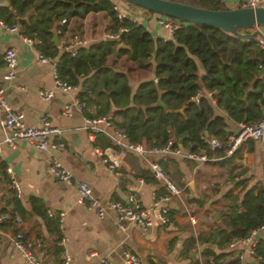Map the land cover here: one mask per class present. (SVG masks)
<instances>
[{"label":"trees","instance_id":"obj_1","mask_svg":"<svg viewBox=\"0 0 264 264\" xmlns=\"http://www.w3.org/2000/svg\"><path fill=\"white\" fill-rule=\"evenodd\" d=\"M169 1L210 10L226 9L220 0ZM113 5V0H8L0 6V19L6 25H17L26 36L36 37L38 51L56 58L60 79L88 89L86 101L97 105L96 114H107L128 142L149 148L162 146L170 139L172 147L190 150L202 147L210 157L216 152L223 154L221 149L213 152L208 149L202 138L204 132L224 144L228 134L226 118L250 124L258 118L263 104L264 70L258 65L264 62V52L254 38L241 39L218 27L180 21L171 39H153L142 24L128 17L118 20ZM29 10L33 13L25 23L18 25L16 18L23 17ZM89 12H104L110 20L108 31L115 32L118 27L125 31L119 33L118 40L102 38L79 46L74 55L63 49L59 51L52 41V28L63 31L70 18H83ZM61 19L65 23L58 25ZM118 43L129 49H116ZM122 56L124 65L116 66L114 62ZM108 57L112 59L108 61ZM131 70H151L152 76L140 80L132 91ZM200 87L218 90L215 104L205 98L198 104L189 100ZM217 109L226 116L217 113ZM232 157L220 162L228 166L231 181L228 188L211 200L206 193L188 200L197 208L195 213L200 210L205 216L214 211L217 218L211 214L212 226L208 232L201 230L196 236H189L185 240L186 247L210 241L221 248L260 224L264 214L262 190L255 185L236 189L246 178L233 179L232 170L237 162ZM167 162L169 159L165 158L158 161L170 173ZM143 176L146 181L152 180L147 172ZM217 192L218 189H214L212 194ZM13 210L26 214L17 199L13 201ZM41 218L48 233L56 235L52 241L53 252L61 251L56 245L61 239L56 219L51 218L49 225L43 215ZM200 253L205 262L208 256L212 257L210 264L235 262L230 250L215 252L204 246ZM228 255L231 257L226 260ZM253 256L258 264H264V240H258Z\"/></svg>","mask_w":264,"mask_h":264},{"label":"crops","instance_id":"obj_2","mask_svg":"<svg viewBox=\"0 0 264 264\" xmlns=\"http://www.w3.org/2000/svg\"><path fill=\"white\" fill-rule=\"evenodd\" d=\"M220 1L226 9H231L240 7L242 0ZM113 2L116 4L115 0ZM116 6L118 8V4ZM130 10L122 11L142 24L153 39L158 37L171 39L172 35L157 23V14H149L139 8ZM109 28L110 20L104 12H89L83 18H70L62 33H57L54 28L58 44H53L58 50H62V41L73 33L86 38L89 43L95 42L104 38ZM0 47L13 48L17 57L16 77L8 83L5 90L11 107L20 111L23 122L31 126H38L41 117L45 115L51 124L61 129L64 142L61 150L45 152L23 141L17 142L12 149L1 143L0 212L5 215V219L0 225V264H30L11 242V237L18 228L22 229L26 238L39 237L47 242L44 264L59 263L61 252L54 253L52 248V241L56 235L54 232L48 233L41 215L48 220L49 225L51 218L56 219L61 237V241L56 245L69 254V264H94L103 257L111 264H123L119 254L122 247L137 255L141 264H202L205 259L200 251L204 246L215 252L230 250L234 257L233 249L225 246L217 248L208 241L204 245L196 243L192 247H186L185 240L189 236L194 237L201 230L208 232L212 226V219L207 218L209 212L205 216H202L200 210L195 213L194 210L197 208L188 200L203 193L209 195L210 200L214 199L231 185L228 166L226 163L224 166L220 163L230 156H233V160L237 162L232 170L233 179L236 180V176L239 179L246 178V182L239 184L236 189L258 186L261 176L260 165L264 158L262 142L251 140V144L248 143L249 141L242 143L229 156L216 152L211 156L213 158L206 162L187 160L171 154H151L150 157L157 162L163 158L169 159L166 164L171 173L169 175L183 188L182 194L172 198L168 203L173 223L162 225L154 222L145 231L135 223H125L124 228L120 229L112 213L97 218L91 210L75 202V188L57 182L48 172L46 164L48 154L56 155L75 180L88 182L92 194L101 203L110 199L125 201L130 192H135L140 203L146 206L150 204L153 193L156 195L162 193L161 186L152 178L149 181L144 179L143 175L147 171L140 157L135 153H126L122 162L113 169H108L99 160L92 147L111 146L112 140L109 135H112V130L105 129V133H97L94 141H90L80 112L73 110L70 115H61V106L73 101L75 93L62 92L55 88L51 72L52 63H40L36 60L39 51L35 44L27 45L16 34L0 28ZM111 59L112 57H108V61ZM52 61L55 62L56 58H52ZM114 63L122 67L124 56ZM197 66L201 75L202 70L198 62ZM1 73L0 62V75ZM130 76L132 79L129 85L133 91L140 80L150 78L152 73L151 70H131ZM39 87L51 89L53 96L46 101L40 100L37 97ZM89 104L92 105L91 112L96 114L97 105L93 102ZM217 113L226 116L219 109ZM226 122L228 133L237 128V123L227 118ZM2 135L0 128V141ZM5 166L11 168L14 178L19 183L18 198H15L9 186L8 176L3 171ZM147 175L150 178L148 172ZM139 178L141 182L137 181ZM214 189H218L216 194H212ZM15 199L19 200L26 214L22 215L17 210H13ZM61 212L63 214L59 222L57 214ZM15 214L22 219L20 225L13 220ZM190 217L194 220L193 223ZM259 239L264 240V229L259 233ZM92 253L94 255H91ZM230 257L228 255L226 260ZM242 264L258 263L254 256L244 253Z\"/></svg>","mask_w":264,"mask_h":264},{"label":"built area","instance_id":"obj_3","mask_svg":"<svg viewBox=\"0 0 264 264\" xmlns=\"http://www.w3.org/2000/svg\"><path fill=\"white\" fill-rule=\"evenodd\" d=\"M8 0H0V6L7 4ZM264 0H242L240 7H256L263 5ZM113 9L116 11L115 16L118 20L128 17L133 20L129 14L117 8L114 4ZM157 23L165 29L170 35L180 27V21L169 17L157 15ZM59 25L65 23L61 19ZM138 23V22H137ZM0 28L8 32L14 33L17 37L27 45L36 44L38 39L36 37H29L22 34L17 25H6L0 19ZM64 31V30H63ZM56 29L57 33H62ZM125 31V28L118 27L117 31H107L104 38L110 40H118L120 32ZM241 32H248L253 34V38L259 48L264 52V29L260 26H252L251 28L243 29ZM88 40L79 36L78 34H71L65 37L62 41V49L70 55H74L79 46L88 44ZM36 60L40 63H52L51 72L55 88L62 92L74 91L75 97L71 102L64 103L60 108L61 115H70L73 110L80 112L84 122V129L87 131V138L94 141L97 133H105V129H111L112 135H109L112 140V145L107 147H100L94 145L92 150L99 160L108 168L113 169L117 167L122 158L128 152L137 154L150 178L157 182L161 188V194H152L150 204L144 206L140 203L135 192H130L125 201L110 199L101 203L91 191V186L86 181L75 180L72 173L60 162L58 157L54 154H48L46 157V164L48 172L51 176L60 183L71 185L75 188L76 196L75 202L84 205L88 210H91L97 218H102L108 213H112L116 219L118 228L123 229L125 223H135L141 230H147L154 222L162 225H171L173 217L169 207V201L182 194V187L178 185L169 173L163 169L160 164L150 157L151 154H171L183 159L192 160L196 162H206L213 157L208 156L205 149L198 147L195 150L181 148L179 146L172 147V141L166 140L162 146H151L145 148L141 143L128 142L125 134L114 126L113 120L107 114H95L91 112V106L87 101V95L90 91L82 86L68 84L60 79L55 62L52 58L41 54L36 55ZM0 62L2 73L0 75V128L2 130L1 143L5 144L8 148H14L17 142H27L34 148L40 151H54L61 150L64 147L62 140L61 129L50 123L49 119L44 115L41 117L38 126L27 125L22 120V113L11 107L6 95L5 90L9 82L16 77V62L17 57L15 50L11 47H0ZM259 68L264 70V62L258 65ZM217 89L207 90L202 87L198 88L194 94L189 98L194 104H198L201 98H205L208 102L214 104ZM53 96L51 89L39 87L37 89V97L46 101ZM204 143L210 151L223 150L224 156L231 155L242 143L248 140H256L264 144V97L263 104L260 108V114L256 120L250 124L242 122L237 123V128L226 135L225 143L222 144L215 137L202 136ZM261 176L258 186L262 190L263 203H264V158L260 165ZM3 171L9 179V186L14 192L15 198L20 195V186L18 181L14 178L11 168L5 166ZM138 182L142 180L137 179ZM62 212L58 213V221L62 217ZM208 219H212L211 214L207 215ZM5 219V215L0 212V225ZM13 220L17 224L22 223L19 215H14ZM190 221L193 223L192 217ZM264 229V214L260 224L249 230L244 236L231 240L225 247L233 249L234 264H242L243 255L247 253L251 256L254 254V247L259 240V233ZM61 241V239H60ZM13 246L21 252L24 259L30 264H44L43 258L45 256V249L47 242L39 237L26 238L22 229L18 228L11 237ZM211 243L210 241H208ZM60 260L58 264H69V254L61 249ZM123 264H141L140 258L127 248H121L119 251ZM91 255H94L92 253ZM212 257L208 256L207 262L202 264H210ZM94 264H111L107 258H99Z\"/></svg>","mask_w":264,"mask_h":264},{"label":"water","instance_id":"obj_4","mask_svg":"<svg viewBox=\"0 0 264 264\" xmlns=\"http://www.w3.org/2000/svg\"><path fill=\"white\" fill-rule=\"evenodd\" d=\"M124 1L146 11L176 19L178 21L218 27L230 35L241 39L253 38L252 33L241 32V30L251 28L252 26L264 25V4L256 7H237L231 9L210 10L169 0ZM32 13V10H29L23 17H17L16 23L18 25L25 23L27 18ZM51 32L52 41L55 45H57L58 42L56 40L55 29L52 28ZM119 48L128 47L123 43H118L116 45V49ZM178 111L182 112L181 109ZM204 135L207 136L206 132H204ZM213 215L216 219L217 215L215 213H213Z\"/></svg>","mask_w":264,"mask_h":264},{"label":"rangeland","instance_id":"obj_5","mask_svg":"<svg viewBox=\"0 0 264 264\" xmlns=\"http://www.w3.org/2000/svg\"><path fill=\"white\" fill-rule=\"evenodd\" d=\"M114 1V0H113ZM116 1V4H118V8L119 9H121V10H127V11H131L130 9L131 8H139V7H137V6H134V5H131V4H129V3H127V2H125L124 0H115ZM115 4V3H114ZM115 4V5H116ZM126 7H130V8H127L126 9ZM139 9H141V8H139ZM141 10H143L144 12H148L149 14H154V13H150L149 11H146V10H144V9H141ZM264 25H261L260 27H263ZM60 51V50H59Z\"/></svg>","mask_w":264,"mask_h":264}]
</instances>
